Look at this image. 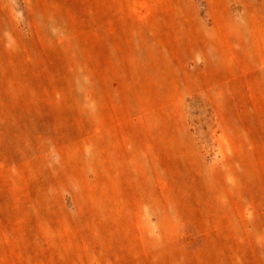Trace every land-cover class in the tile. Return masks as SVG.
<instances>
[{
  "label": "rangeland",
  "instance_id": "374dc122",
  "mask_svg": "<svg viewBox=\"0 0 264 264\" xmlns=\"http://www.w3.org/2000/svg\"><path fill=\"white\" fill-rule=\"evenodd\" d=\"M0 264H264V0H0Z\"/></svg>",
  "mask_w": 264,
  "mask_h": 264
}]
</instances>
